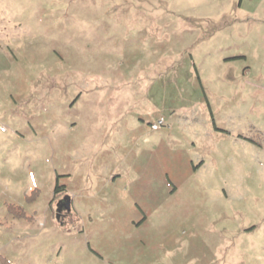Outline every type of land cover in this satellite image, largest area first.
I'll list each match as a JSON object with an SVG mask.
<instances>
[{
    "label": "rangeland",
    "instance_id": "obj_1",
    "mask_svg": "<svg viewBox=\"0 0 264 264\" xmlns=\"http://www.w3.org/2000/svg\"><path fill=\"white\" fill-rule=\"evenodd\" d=\"M0 257L264 264V0H0Z\"/></svg>",
    "mask_w": 264,
    "mask_h": 264
},
{
    "label": "flooded vegetation",
    "instance_id": "obj_2",
    "mask_svg": "<svg viewBox=\"0 0 264 264\" xmlns=\"http://www.w3.org/2000/svg\"><path fill=\"white\" fill-rule=\"evenodd\" d=\"M65 199H66V197L64 199H58L56 201L55 207H56V210H57L58 213H63V211H65V212L67 211V209H66V200ZM67 202L69 204V209H70V206H71L70 201L67 200Z\"/></svg>",
    "mask_w": 264,
    "mask_h": 264
},
{
    "label": "built area",
    "instance_id": "obj_3",
    "mask_svg": "<svg viewBox=\"0 0 264 264\" xmlns=\"http://www.w3.org/2000/svg\"><path fill=\"white\" fill-rule=\"evenodd\" d=\"M163 125H164V121L162 118H160L157 122L151 124L150 127L152 130H158V129L162 128Z\"/></svg>",
    "mask_w": 264,
    "mask_h": 264
},
{
    "label": "trees",
    "instance_id": "obj_4",
    "mask_svg": "<svg viewBox=\"0 0 264 264\" xmlns=\"http://www.w3.org/2000/svg\"><path fill=\"white\" fill-rule=\"evenodd\" d=\"M58 191V187L55 188V194ZM0 264H10L9 262H7L5 259H3L2 257H0Z\"/></svg>",
    "mask_w": 264,
    "mask_h": 264
},
{
    "label": "water",
    "instance_id": "obj_5",
    "mask_svg": "<svg viewBox=\"0 0 264 264\" xmlns=\"http://www.w3.org/2000/svg\"><path fill=\"white\" fill-rule=\"evenodd\" d=\"M65 200H66V209H67V211H69V204H68V202H67V200H69L68 197H66Z\"/></svg>",
    "mask_w": 264,
    "mask_h": 264
},
{
    "label": "crops",
    "instance_id": "obj_6",
    "mask_svg": "<svg viewBox=\"0 0 264 264\" xmlns=\"http://www.w3.org/2000/svg\"><path fill=\"white\" fill-rule=\"evenodd\" d=\"M70 208H71V206H70ZM69 211H70V209H69ZM69 211H66V212L68 213Z\"/></svg>",
    "mask_w": 264,
    "mask_h": 264
}]
</instances>
